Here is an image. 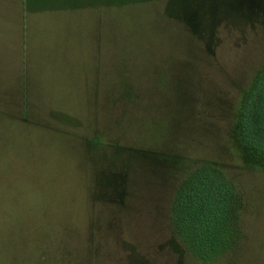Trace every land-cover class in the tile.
<instances>
[{
    "label": "rangeland",
    "instance_id": "374dc122",
    "mask_svg": "<svg viewBox=\"0 0 264 264\" xmlns=\"http://www.w3.org/2000/svg\"><path fill=\"white\" fill-rule=\"evenodd\" d=\"M263 72L264 0H0V264H264ZM200 166L238 200L210 262L170 210Z\"/></svg>",
    "mask_w": 264,
    "mask_h": 264
},
{
    "label": "trees",
    "instance_id": "16d2710c",
    "mask_svg": "<svg viewBox=\"0 0 264 264\" xmlns=\"http://www.w3.org/2000/svg\"><path fill=\"white\" fill-rule=\"evenodd\" d=\"M236 133L249 154L264 159V72L247 92ZM235 187L218 169L200 166L185 176L171 203L176 237L200 261L215 260L236 240Z\"/></svg>",
    "mask_w": 264,
    "mask_h": 264
}]
</instances>
